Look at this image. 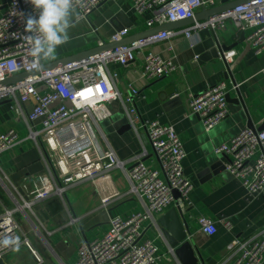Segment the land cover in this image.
<instances>
[{
	"label": "crops",
	"instance_id": "crops-1",
	"mask_svg": "<svg viewBox=\"0 0 264 264\" xmlns=\"http://www.w3.org/2000/svg\"><path fill=\"white\" fill-rule=\"evenodd\" d=\"M214 1L213 7L197 13L202 20L165 31L174 35L138 53L134 63L109 66L123 101L109 105L111 116L100 125L108 146L121 160L128 161L147 151L145 162L155 169L159 165L148 134L143 128L138 132L131 128L126 108L135 107L148 123L158 121L175 129L186 152L184 174L194 186L190 205L183 214L199 264H218L228 257V246L235 239H246L264 229V196L250 195L242 182L225 169L228 157L216 153V149L229 144L245 127L260 129L264 124V55L256 56L248 49V33L239 32L232 23L227 29L198 31L191 40L185 37L186 28L208 20L203 19L206 11L244 0ZM9 3L10 0H0V16ZM133 5V0H108L88 19L81 20L76 10L74 26L69 29L70 41L58 47L55 59L42 61L43 65L97 49L100 39L107 45L112 44L113 35L124 29L128 32L127 38L136 39L153 30L147 25L152 14L139 15ZM213 35L221 45L230 47L227 51L237 52L232 63L222 58L205 61L195 53V47ZM190 42L195 44L193 48ZM147 53L172 60L178 71L148 82L141 74L143 55ZM221 83L228 91L229 116L208 132L191 110L190 102L207 88ZM130 86L138 91L136 95H132ZM14 107L12 101L0 103V133L14 130L19 136L14 148L0 154V214L30 203L29 208L15 213V219L29 238L34 254L21 248L11 252L6 262L35 264L38 255L42 264H78L83 243L102 238L112 218L126 219L144 212V203L130 192V180L122 169H112L92 180L69 186L64 196L52 194L39 198L40 189L50 180L47 165L39 147L29 139L26 119L17 115ZM33 108L32 103H27L24 112L31 113ZM200 217L215 223L216 234L203 233L198 222ZM225 221L231 224V230L224 227ZM146 231L145 237L162 252L172 249L159 225L148 224Z\"/></svg>",
	"mask_w": 264,
	"mask_h": 264
},
{
	"label": "built area",
	"instance_id": "built-area-1",
	"mask_svg": "<svg viewBox=\"0 0 264 264\" xmlns=\"http://www.w3.org/2000/svg\"><path fill=\"white\" fill-rule=\"evenodd\" d=\"M108 0H79L75 5L78 19L88 17ZM134 10L143 15L152 14L147 25L153 29L166 24L192 19L202 10L213 7L214 0H133ZM33 13L26 0H10L0 16V84L14 76L39 72V74L0 87V103L12 101L17 115L26 119L29 139L39 147L47 165L50 180L40 189L39 198L48 195L64 196L69 186L92 180L112 169H122L131 183V193L145 207L144 212L123 219L110 220V227L102 238L85 242L79 248L78 264H181L174 249L162 252L145 237L147 225L157 226V217L173 208L185 213L190 205L193 184L185 177L183 161L184 144L171 126L158 121L146 122L135 107L126 108L131 128L146 130L159 169L146 164L147 151L128 161L121 160L108 146L101 132V123L111 116L109 105L123 101L109 66L134 63L138 53H144L152 44L170 39L173 32H163L132 44L119 46L85 59L74 61L52 70L33 67L25 19ZM232 23L247 34V46L256 56L264 55V0H253L232 10L210 17L184 30L191 40L204 29H227ZM128 37L126 29L113 35L112 43ZM100 39L98 48L106 45ZM194 43L190 42L193 48ZM235 50L224 52L221 58L232 63ZM141 74L148 82L168 77L178 71L172 60L158 55H143ZM264 75V68L262 70ZM238 88V85L235 86ZM132 95L138 91L130 86ZM228 91L224 83L207 88L195 96L190 108L201 119L205 130L213 129L229 116ZM132 101V98H129ZM27 103L33 111L25 113ZM209 132V131H208ZM19 136L11 130L0 133V154L14 148ZM228 157L225 169L239 179L250 195L264 196V130L245 127L229 144L216 149ZM129 164V168L126 166ZM178 197H176V194ZM30 207L25 202L18 209L0 214V259L6 261L11 252L31 249V243L15 219V213ZM198 222L208 236L216 234L215 223L205 217ZM228 230L231 224L223 222ZM10 241L4 245L3 241ZM35 264H42L35 256ZM7 263V262H6ZM8 264H13L11 260ZM210 264V263H204ZM218 264H264V229L251 237L235 239L228 246V257Z\"/></svg>",
	"mask_w": 264,
	"mask_h": 264
},
{
	"label": "water",
	"instance_id": "water-1",
	"mask_svg": "<svg viewBox=\"0 0 264 264\" xmlns=\"http://www.w3.org/2000/svg\"><path fill=\"white\" fill-rule=\"evenodd\" d=\"M251 1L253 0L235 1L231 4L226 3L222 7H217L212 10L206 11L205 14H203V19L207 20L210 17H213L221 13H224L226 11L232 10L241 4L249 3ZM199 20H202V19H200L199 14H196V16L192 19H186V20H182L179 22L166 24L164 26H159L157 28H154L153 30L147 31L145 35H143L139 39H146L153 35L163 33L179 25H184L189 22L199 21ZM139 39L126 38L117 43H112L108 45L106 44L102 48H97L92 51H87L85 53H81L73 57H68L60 61H56L50 65H43L42 71L52 70L59 66L66 65L74 61H79L89 56H92V55H95V54H98V53H101L107 50H111L119 46L128 45ZM227 50H230V47H227L226 45H221L219 43L218 38L215 35H213L212 38L196 46L194 51L197 55L201 56L203 60L208 61L213 58H221V56L224 54V52H227ZM36 74H39V72H33L30 74H21V75L14 76L13 78H10L6 80L5 82L1 83L0 87L8 85V84H13L15 82H18V81H21L27 78L28 76H32ZM228 98L229 96H227V99ZM258 130H264V124ZM175 194H176V197H178V194L177 193ZM157 222L169 246L175 250V255L177 259L180 261V263L181 264H199L200 258L197 254V250L194 246V242L191 239V232H190L189 224L186 221L184 214L181 213L179 210L172 208L171 210L166 212L164 215H162L158 219ZM0 264H8V263L0 259Z\"/></svg>",
	"mask_w": 264,
	"mask_h": 264
},
{
	"label": "clouds",
	"instance_id": "clouds-1",
	"mask_svg": "<svg viewBox=\"0 0 264 264\" xmlns=\"http://www.w3.org/2000/svg\"><path fill=\"white\" fill-rule=\"evenodd\" d=\"M33 13L25 19L33 67H42V61L55 59L58 47L70 41L69 29L74 26L75 5L79 0H26ZM211 131V129H207ZM10 241L4 240L7 245Z\"/></svg>",
	"mask_w": 264,
	"mask_h": 264
}]
</instances>
